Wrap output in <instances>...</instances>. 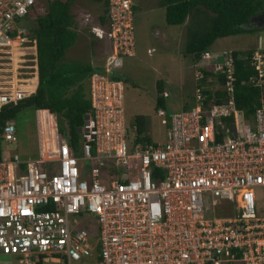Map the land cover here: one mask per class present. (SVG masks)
Returning <instances> with one entry per match:
<instances>
[{
    "label": "built area",
    "instance_id": "obj_1",
    "mask_svg": "<svg viewBox=\"0 0 264 264\" xmlns=\"http://www.w3.org/2000/svg\"><path fill=\"white\" fill-rule=\"evenodd\" d=\"M39 1L0 0V109L36 90L35 38L18 20ZM132 1L106 0L107 23L92 26L111 50L88 78L90 110L76 146L56 130V142L40 134L39 155L23 158L2 146L15 139V123L0 122V254L23 255L21 264L39 257L57 264H264V211L256 206L264 190V97L246 120L233 94L232 51H205L196 63L194 105L156 110L164 139L148 141L135 125L130 132L124 80L114 76L116 60L134 54ZM24 47L35 63L10 72L4 53ZM249 62L250 83L263 87L264 51L254 50ZM207 65L225 74L220 101L217 79L211 99L203 92ZM93 216L97 235L89 230Z\"/></svg>",
    "mask_w": 264,
    "mask_h": 264
},
{
    "label": "rangeland",
    "instance_id": "obj_2",
    "mask_svg": "<svg viewBox=\"0 0 264 264\" xmlns=\"http://www.w3.org/2000/svg\"><path fill=\"white\" fill-rule=\"evenodd\" d=\"M49 1V0H48ZM159 0H134L133 33L134 54L116 60L121 77L124 80V110L128 130L132 131V118L143 114L146 118V127L154 141L164 139V127L160 123L155 108L156 97L160 95L157 89L158 82L163 91L168 95L164 97L165 110L171 114L188 109L194 105L196 88L199 83L195 78L197 65L193 57L184 55L187 41L186 22L180 25H168L165 21V9L158 6ZM47 0H40L38 10L43 12ZM103 2L95 0H73L70 12L73 14V25L77 38L65 53L70 61L90 62L101 64L111 50L106 39L96 37L92 26L99 24V16L103 14ZM86 14L88 18L86 19ZM37 16V15H36ZM36 23L35 11L18 20V24L30 28ZM256 26L257 24H252ZM250 33H241L218 38L210 47V51H244L250 48L264 51V27H255ZM22 50V51H21ZM21 52V53H19ZM32 51L26 47L4 53L7 67L24 72L28 66L35 63ZM197 60V59H196ZM23 65V67H20ZM24 75V74H22ZM205 84V87H214L215 80ZM212 81V82H211ZM162 95V93H161ZM15 123V139L10 142L3 141V148L18 152L23 158H36L39 154L40 134L55 136L57 141V124L55 116L48 115L45 111H37L28 107L16 114L12 119ZM38 122V124H37ZM129 139L131 137L129 136ZM48 146V142L46 147ZM52 146V145H51ZM256 206L259 211H264V190H257ZM208 216H213L212 208L208 209ZM92 225L89 230L94 235L98 233L97 221L91 217ZM81 224H88L84 218ZM20 257L15 253L0 254V264H21ZM43 264H57L44 262ZM236 264H242L238 262Z\"/></svg>",
    "mask_w": 264,
    "mask_h": 264
},
{
    "label": "trees",
    "instance_id": "obj_3",
    "mask_svg": "<svg viewBox=\"0 0 264 264\" xmlns=\"http://www.w3.org/2000/svg\"><path fill=\"white\" fill-rule=\"evenodd\" d=\"M73 0H47L43 12L35 11L36 23L28 29L30 36L35 38L38 66V85L33 94L17 102L10 103L0 109V122L5 123L13 119L21 110L31 107L35 110H45L48 115L56 117L57 131L60 136L69 133L71 145L76 146L80 139L78 127L82 125L84 117L90 110L88 98V78L94 71H102L99 65L90 62L70 61L66 59V50L72 46L77 33L72 29L73 14L70 5ZM104 10L100 16L101 24L107 23L106 0ZM158 6L165 9V21L168 25H180L186 22L188 35L184 48V55H190L195 62L203 52L209 51L214 41L221 37L250 33L251 17L264 13V0H159ZM134 13V0L132 1ZM37 15V16H36ZM249 24V25H248ZM254 48L244 51H232L234 98L236 106L243 110L246 120H252L255 108L261 105L264 97V86H253L249 78L254 74V68L249 59ZM197 59V60H196ZM201 84L215 78L220 82L216 90L217 101L226 96L221 89L225 81V74L215 72L212 65L204 66ZM116 78H122L121 73H115ZM214 79V80H213ZM211 81V82H212ZM157 89L160 95L156 97L155 108L165 109L163 89L158 82ZM203 92L211 99V87H204ZM232 122V117L225 120ZM130 126H136L137 132L147 134L143 138L150 141L151 136L146 127V118L143 114L135 115ZM216 134L217 138H221ZM39 257L37 264H43Z\"/></svg>",
    "mask_w": 264,
    "mask_h": 264
},
{
    "label": "water",
    "instance_id": "obj_4",
    "mask_svg": "<svg viewBox=\"0 0 264 264\" xmlns=\"http://www.w3.org/2000/svg\"><path fill=\"white\" fill-rule=\"evenodd\" d=\"M258 17H259V18L261 17L260 22H258L256 26H253V25L251 24V27H264V13H260V14H257V15H255V16L251 17L250 20H249V24H250L255 18H258ZM249 24H248V25H249Z\"/></svg>",
    "mask_w": 264,
    "mask_h": 264
},
{
    "label": "clouds",
    "instance_id": "obj_5",
    "mask_svg": "<svg viewBox=\"0 0 264 264\" xmlns=\"http://www.w3.org/2000/svg\"><path fill=\"white\" fill-rule=\"evenodd\" d=\"M33 51H35L36 52V42H35V48H33ZM210 51V50H209ZM229 51H233V50H229ZM215 52V51H214ZM36 58H37V56H36ZM37 68H38V66H37ZM38 71V70H37ZM215 80H216V78H215ZM38 85V84H37ZM37 88V87H36ZM33 94V93H32ZM25 98V97H24ZM10 104V103H9ZM8 105V104H7ZM6 106V105H5ZM37 111V110H36ZM39 111V110H38ZM40 111H45V110H40ZM10 120H12V119H10ZM13 121V120H12ZM55 121H56V117H55Z\"/></svg>",
    "mask_w": 264,
    "mask_h": 264
},
{
    "label": "flooded vegetation",
    "instance_id": "obj_6",
    "mask_svg": "<svg viewBox=\"0 0 264 264\" xmlns=\"http://www.w3.org/2000/svg\"><path fill=\"white\" fill-rule=\"evenodd\" d=\"M260 20H261V17L259 18H255L252 22H251V24H257L258 22H260Z\"/></svg>",
    "mask_w": 264,
    "mask_h": 264
},
{
    "label": "crops",
    "instance_id": "obj_7",
    "mask_svg": "<svg viewBox=\"0 0 264 264\" xmlns=\"http://www.w3.org/2000/svg\"><path fill=\"white\" fill-rule=\"evenodd\" d=\"M101 15H102V14H101ZM101 15H100V16H101ZM100 16H99V19H98V20H99V23H101Z\"/></svg>",
    "mask_w": 264,
    "mask_h": 264
}]
</instances>
